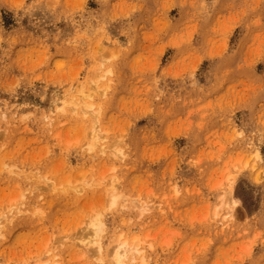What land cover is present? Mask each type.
I'll use <instances>...</instances> for the list:
<instances>
[{"label": "rangeland", "instance_id": "1", "mask_svg": "<svg viewBox=\"0 0 264 264\" xmlns=\"http://www.w3.org/2000/svg\"><path fill=\"white\" fill-rule=\"evenodd\" d=\"M119 239L127 264H264V0H0V264Z\"/></svg>", "mask_w": 264, "mask_h": 264}, {"label": "bare ground", "instance_id": "2", "mask_svg": "<svg viewBox=\"0 0 264 264\" xmlns=\"http://www.w3.org/2000/svg\"><path fill=\"white\" fill-rule=\"evenodd\" d=\"M87 97H90V95L89 94H82V98L81 99H85ZM83 102H84L83 100H81L80 102H73V105H74V112L76 111V113L79 116L80 115H83L85 117V116L89 115L90 113H93V111H92V106H88V105H84V107H85V110H84L83 107L80 106ZM79 109H81L82 111L79 112ZM90 136H91V142L88 145H89V148L92 149L96 145V143L99 141V135H98V133L96 134L95 129H93ZM252 169L255 170L256 169V166L253 165L252 166ZM107 186H108L107 191L110 194H112L113 192H116L118 190V186H117V183H116V179L115 178H112L108 182V185ZM72 190H74L75 192L78 193L81 190V186L80 187L79 186H75V187L72 188ZM77 195H79V193ZM116 200H117V198L114 195L113 202H115ZM227 207H228V209H227L226 216L228 218H230V219H233V213H235L234 210H233L234 207L231 204H228ZM88 222L90 223V220ZM91 225H93V229H94V233L93 234L91 233L92 236L90 235V232H89V234H88V232H86L88 237H85L86 236V233H85V236L84 237L83 236H81V237L80 236H77V237H79L78 240H77V237H75V239L79 242V243L77 242V245L76 244L75 245H76V247H79L80 249H82L84 251V255H89L91 253V255L93 254L92 256H95L97 253H99L98 254V256H99L100 254L101 255L103 254V247H102V245L99 244V242L102 239V237H101L102 234L104 233L105 223H104V221L97 219V220L93 221V223ZM79 235H81V234H79ZM135 240H137V239H135ZM137 242H136V244H133V246H131L129 244V242H127V241H120V239H119V242H117L113 246V248L111 249L112 251L110 252V250H109L108 257L111 259V261L113 262V264H127L130 260L133 261L134 258H135L134 256L136 254H138V255L141 256L142 253H143V251L139 250V244ZM58 243H60V242H58ZM92 244L93 245L97 244L98 246L96 248H93V250H92V249H90ZM88 250H89V252H88ZM92 251H94V252L92 253ZM95 251H96V254H95ZM101 259L103 260V256L101 257ZM128 259H130V260H128ZM145 262H146L145 259L142 258L140 264H145Z\"/></svg>", "mask_w": 264, "mask_h": 264}]
</instances>
